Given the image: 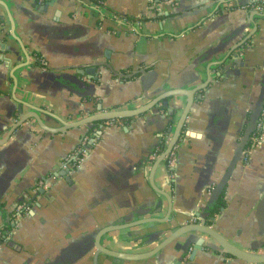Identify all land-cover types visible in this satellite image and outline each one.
Returning a JSON list of instances; mask_svg holds the SVG:
<instances>
[{
    "label": "crops",
    "instance_id": "1",
    "mask_svg": "<svg viewBox=\"0 0 264 264\" xmlns=\"http://www.w3.org/2000/svg\"><path fill=\"white\" fill-rule=\"evenodd\" d=\"M221 1L199 24L197 0H0V232L10 235L0 264H247L207 251L183 257L186 235L158 249L203 221L240 253L264 256V131L208 203L264 109V0H214L207 12ZM254 1L263 8L245 7ZM241 43L238 65L228 59L225 76L208 73ZM88 65H98L97 81L84 86L79 67ZM207 81L168 178L154 150L171 138L182 93ZM170 91L179 93L168 101L179 108L172 118L160 107L119 124L73 127L99 110L143 109ZM13 99L30 124L7 138ZM68 159L79 160L63 169Z\"/></svg>",
    "mask_w": 264,
    "mask_h": 264
},
{
    "label": "water",
    "instance_id": "2",
    "mask_svg": "<svg viewBox=\"0 0 264 264\" xmlns=\"http://www.w3.org/2000/svg\"><path fill=\"white\" fill-rule=\"evenodd\" d=\"M212 2H214V0H197V2L195 3L194 7L200 9L198 11V13L203 12L202 16H201V20L199 21V24H201V23L205 22L207 19H209L213 15V13L218 9L219 6H221V8H224L223 6H224L225 1H221L218 3V5L216 6V9L214 11H212L211 13H208L207 9H208V7H210L208 5ZM251 16L256 17V16H261V14L255 12V13H252ZM9 21L11 23L10 19H9ZM242 45H243V43H241L240 45H238L234 48H230L224 54V58H222L221 60H219L217 62L211 63V65L207 68L208 73H210L211 69H216L217 70L216 76L222 77L224 75L225 71L228 70V68H226V66L224 65L228 59L230 60V64H231L230 67L238 65L237 60L241 57V54H242L241 46ZM39 60H40L39 58L36 59V62L38 65L42 63V61H39ZM43 64L46 66V63H43ZM97 66L98 65H88V67H79L80 72L78 73V75H81V78L84 79V80H82V79L80 80V83L82 85H84V86L88 85V84L94 85V81H97V77H95V69L94 68H96ZM104 66H106V65H104ZM123 76H125V75H122L121 77H123ZM209 84H211L210 81H207L201 87L194 89L193 92L191 91V93L190 92L189 93H182V95L184 96V99H185V101H184L185 106H184L183 113H182L179 121L175 125V129L171 135V138L167 142V144H165L164 140H163V138H165V137L162 136V138L160 139V142H161L160 144L163 145V151L156 158V160H155L156 165L159 162L163 161V159H165L176 147L177 143L179 142L180 137L184 133L183 131L187 127L186 126V119L188 117L189 108L191 107L192 103L194 102L193 101L194 95L197 93L196 101L200 102L203 99L204 92L207 89ZM178 94H179L178 92H174V91L164 93V94L156 97L153 101H151V103H149L143 109H137V110H133V111H105V112L99 110L98 113L89 117L88 120H86L82 124L76 123V125H74L73 127L77 128V127H80L81 125H88V126H91L90 128H92V126H95L96 123H98V122L104 123L105 121H109V120H119V119H125V118H132V117H136L139 114L145 113L151 109H154V110H156V112H158L161 110V109H159L160 107L166 108L169 117L172 118L174 115V111L179 109V108L177 106H174V104H171L169 106L168 101H169V99L174 98ZM13 101H14V103L17 104V106L15 107V109L13 111L14 116L12 118L11 125L9 127V133L7 135V138H9L17 129H20L25 124H27V125L30 124V118L29 117H31V116H26L27 114L25 115L22 113L23 107L25 106L23 104V102L17 101L15 99H13ZM30 109L40 113L38 110H35L33 108H30ZM42 114L50 116V113H46L44 111L42 112ZM33 117H34L36 123H38V125H41L39 123L38 118L36 116H33ZM50 117H52V116H50ZM260 118L262 121V127L260 129L259 139L261 140V138L263 136V131H264L263 102H262L259 110L253 115V118L251 120L252 122L250 121L252 124L251 127L246 129L245 132L243 133V137L241 138V141L238 145V148H237V151L234 155V158L232 159L231 163L229 164V167H228L223 179L220 181V183L215 185L214 189L211 190V194H210V197L208 200L209 206H212L213 203L216 201V199L219 197L225 183L227 182L226 180L228 179V177L231 173V170L234 168L236 163L238 161H242L244 159V154H245L244 148L249 142L252 141V138L256 132V124ZM71 126L72 125H69V127H71ZM2 144H3L2 141H0V147L2 146ZM256 147H254L253 149H255ZM214 220H215L214 216L212 218H210V222H213ZM194 233H198L201 236L197 238L195 235L193 236ZM179 235H186V237H185V239L181 245L182 250H183V254H184L183 257H186V258L188 256L191 257L197 251H207V252H212L213 254L214 253L218 254L220 256L222 262H226V259L229 256V257H234L237 259L244 260V261H246L247 264H264V256H261V257L251 256L250 257V256H247V255L240 253L236 249L232 248L227 243V241H225V239H223L213 228H210L209 225H207V223L204 221L201 223L188 224L184 229H181L180 232L177 231L176 233H173L172 235L167 237L161 243V245L158 249H161L162 247L166 246L170 241H172L173 239H175ZM204 235L209 237L210 239L214 240L215 243H217L218 245H215V244L209 242L207 239H205L203 237ZM219 245L223 247V250L220 249ZM111 256L116 257V258H120V255H114L113 254Z\"/></svg>",
    "mask_w": 264,
    "mask_h": 264
},
{
    "label": "built area",
    "instance_id": "3",
    "mask_svg": "<svg viewBox=\"0 0 264 264\" xmlns=\"http://www.w3.org/2000/svg\"><path fill=\"white\" fill-rule=\"evenodd\" d=\"M257 8H258V7H257ZM257 8H255V9H256V10H259V8H258V9H257ZM260 9H261V8H260ZM39 61H41V60H39ZM108 122H109V123H110V122H113V123H115V124H119V123H121L119 120H109ZM261 127H262V121H261V118H260V119L258 120L257 124H256V132H255V134H254V136H253V138H252L251 145L249 146V148L246 150V152H245V154H244V159H243V161H246V157L248 156L249 152H250L254 147H256V146L259 144V142H260L259 137H260V129H261ZM162 147H163V146H162ZM159 150H160L159 147H157V148L155 149V151H154V153H153V157H154V158L158 157V156L160 155V153L163 151V149L160 150V151H159ZM158 151H159V152H158ZM172 156H173V151H172V152H171V153L165 158L166 164L169 165V166H171L172 161H173ZM70 160H71V159H68V160H66L65 162L62 163V168H63V169L73 168V167L77 164V161H78L79 159H77V160L74 159V161H76V163H71ZM0 243H1V242H0ZM227 260H231V258L228 257Z\"/></svg>",
    "mask_w": 264,
    "mask_h": 264
},
{
    "label": "flooded vegetation",
    "instance_id": "4",
    "mask_svg": "<svg viewBox=\"0 0 264 264\" xmlns=\"http://www.w3.org/2000/svg\"><path fill=\"white\" fill-rule=\"evenodd\" d=\"M119 121H120V120H119ZM160 143H161V142H160ZM160 143H159V145H158L157 147H159V149L162 150V149H163V147H162L163 145H161ZM250 145H251V142H249V143L245 146V148H244V149H245V152H246V150L249 148ZM157 147H156V148H157ZM160 150H159V151H160ZM154 151H155V150H154ZM159 151H158V152H159ZM156 158H157V157H156ZM162 162L165 164L166 169H167V173H168V178H170V177H171V175H170V174H171L170 170H171L172 164H171V166L167 165L165 159H163ZM3 235H4V236H3ZM1 237H4L3 240H2L3 242H4V241H7V240L9 239L8 237H10L9 232H5V231H4V232H0V238H1ZM7 238H8V239H7Z\"/></svg>",
    "mask_w": 264,
    "mask_h": 264
},
{
    "label": "trees",
    "instance_id": "5",
    "mask_svg": "<svg viewBox=\"0 0 264 264\" xmlns=\"http://www.w3.org/2000/svg\"><path fill=\"white\" fill-rule=\"evenodd\" d=\"M93 1H95V2L100 4V2H98V0H93ZM245 7H247V8L258 7L260 9V8H263V5H262L261 1H254V2H250V3L246 4ZM70 162L71 163H76V161H74V160H70ZM222 206H223L222 200L219 199L217 204H216V209H220ZM3 238L4 237L0 238V242H2Z\"/></svg>",
    "mask_w": 264,
    "mask_h": 264
}]
</instances>
